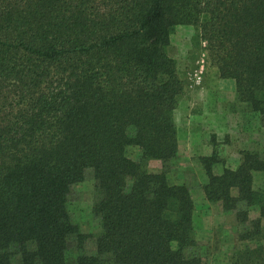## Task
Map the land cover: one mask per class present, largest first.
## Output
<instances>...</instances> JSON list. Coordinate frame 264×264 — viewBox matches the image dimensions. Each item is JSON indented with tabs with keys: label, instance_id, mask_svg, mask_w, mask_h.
<instances>
[{
	"label": "trees",
	"instance_id": "trees-1",
	"mask_svg": "<svg viewBox=\"0 0 264 264\" xmlns=\"http://www.w3.org/2000/svg\"><path fill=\"white\" fill-rule=\"evenodd\" d=\"M177 26L197 30L218 77L264 120V0H0V264H67L69 250L76 264H206L190 253V191L166 176L178 153ZM201 161L206 201L256 244L230 264H264V188L253 185L264 156L244 151L218 175L213 155ZM87 173L92 253L67 200Z\"/></svg>",
	"mask_w": 264,
	"mask_h": 264
},
{
	"label": "rangeland",
	"instance_id": "rangeland-1",
	"mask_svg": "<svg viewBox=\"0 0 264 264\" xmlns=\"http://www.w3.org/2000/svg\"><path fill=\"white\" fill-rule=\"evenodd\" d=\"M191 26H177L170 35L168 56L175 61L182 92L174 111L177 129L178 153L167 169L170 185H185L194 202L193 225L198 243L190 251L200 256L206 264H230L232 255L255 243L238 241V236L248 229L238 224L233 214L223 212L220 204L206 201L202 187L206 182L201 158L214 156L215 174L223 169H235L244 151L258 152L264 156V120L253 115L248 104L236 100L232 80L220 79L210 63L206 45L198 39ZM126 155L137 160L140 150L130 147ZM151 173L162 171L159 161H150ZM255 189L264 188V173L253 174ZM68 210L74 223L89 236L86 249L94 251V239L100 232L99 221L91 213L93 183L90 173L85 180L71 187ZM249 219L259 218L256 207L248 210ZM264 228V218L261 219ZM264 247V240L261 242ZM74 250L67 252V264H76Z\"/></svg>",
	"mask_w": 264,
	"mask_h": 264
}]
</instances>
